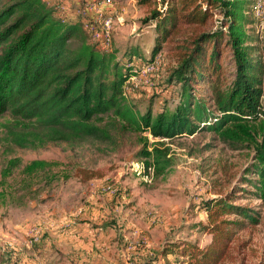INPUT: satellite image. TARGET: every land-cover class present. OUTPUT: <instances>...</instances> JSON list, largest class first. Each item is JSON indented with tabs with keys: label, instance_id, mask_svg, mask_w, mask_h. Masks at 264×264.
<instances>
[{
	"label": "rangeland",
	"instance_id": "1",
	"mask_svg": "<svg viewBox=\"0 0 264 264\" xmlns=\"http://www.w3.org/2000/svg\"><path fill=\"white\" fill-rule=\"evenodd\" d=\"M43 1L55 11L57 20L79 25L88 43L101 53L114 54L124 73L131 69L124 105L134 107L140 116L151 110L155 117L165 107L173 110L180 103L182 87L171 78L181 47L188 46L189 33L171 37L152 61L160 37L157 20L151 19L157 8L154 2ZM247 1L243 28L252 40L247 45L255 47L250 50L251 58L264 59V29L256 17V0L254 5ZM98 12L113 20L109 48L86 28L87 23L95 24ZM213 21L214 28L226 25L221 15ZM100 27L98 23L96 31ZM73 44L78 47L79 39ZM155 61L158 66L148 72ZM223 68L222 83L228 88L237 73L231 44L224 49ZM113 117H106V122ZM122 125L115 145L92 140L43 144L35 138L20 147L12 132L22 129L11 113L0 116V192L1 171L8 160L19 158L23 165L35 160L52 164L33 179L18 170L7 181L0 212V264H7L10 255L17 264H164L161 251L175 249L184 241L199 243L202 248L211 242L212 236L200 230L206 213L199 204L229 193L235 194L234 204L253 211L259 224L249 225L237 235L229 257L221 264H264V199L248 182L257 178L249 169L256 162L262 132L234 146L214 132L160 140L149 132L124 131ZM144 139L150 146L165 141L172 159L168 171L149 180L138 167L145 160L140 156ZM33 229L41 231L38 243L31 242ZM175 257H169L170 264H181Z\"/></svg>",
	"mask_w": 264,
	"mask_h": 264
},
{
	"label": "trees",
	"instance_id": "2",
	"mask_svg": "<svg viewBox=\"0 0 264 264\" xmlns=\"http://www.w3.org/2000/svg\"><path fill=\"white\" fill-rule=\"evenodd\" d=\"M153 2L157 8L151 19L157 20L160 37L152 61L171 37L189 33L188 46L181 47L171 78L182 87L175 109L165 107L155 117L149 110L140 116L134 107L124 105L131 69L124 73L114 54L101 53L88 43L79 25L57 20L43 0H0V116L11 113L22 129L12 132L20 147L35 138L43 144L92 140L115 145L120 123L124 131L149 132L160 140L214 132L234 146L262 132L256 162L249 169L257 178L248 182L264 199V59L251 58L255 47L247 45L252 41L243 28L248 1L142 0V4ZM249 2L254 5L255 0ZM216 15L223 16L227 30L214 28ZM75 38L80 41L78 47H74ZM227 44L232 45L237 64L236 78L228 88L222 83ZM110 116L113 121L106 122ZM147 140L140 156L146 168L153 167L160 176L171 168L169 149L165 141L150 146ZM51 165L44 160L27 165L19 158L8 160L1 171L0 212L6 183L18 170L33 179ZM234 196L202 201L199 207L206 213V222L199 226L212 236L211 242L202 248L184 241L175 249L161 251L164 264H170L169 257L175 254L181 264H221L228 258L237 235L259 224L251 209L234 204ZM13 258L10 255L7 264H17Z\"/></svg>",
	"mask_w": 264,
	"mask_h": 264
},
{
	"label": "built area",
	"instance_id": "3",
	"mask_svg": "<svg viewBox=\"0 0 264 264\" xmlns=\"http://www.w3.org/2000/svg\"><path fill=\"white\" fill-rule=\"evenodd\" d=\"M255 11H256V17L260 21L261 28L264 29V0H256L255 5ZM82 14V11H79ZM99 17L97 19L95 18L94 22L95 24L87 23L86 28L94 35V38L97 40H103L105 47L112 45V24L113 20L111 17H106L102 12H98ZM98 23L101 24L100 30L96 31L95 27L98 26ZM158 61H155L153 64L148 66L147 70L150 72L151 70H154L156 66H158ZM146 68V67H145ZM144 69V68H143ZM137 73V71H136ZM140 173H143V175L146 176V179H153L155 173L154 168L150 167L149 169L146 168L144 161L141 163V166L138 164ZM32 233V243H38L40 241V233L41 231L33 229L31 231Z\"/></svg>",
	"mask_w": 264,
	"mask_h": 264
},
{
	"label": "crops",
	"instance_id": "4",
	"mask_svg": "<svg viewBox=\"0 0 264 264\" xmlns=\"http://www.w3.org/2000/svg\"><path fill=\"white\" fill-rule=\"evenodd\" d=\"M52 221V220H51ZM55 227V225L54 224H51V228H54ZM54 229H52V231H53ZM92 241V240H91Z\"/></svg>",
	"mask_w": 264,
	"mask_h": 264
}]
</instances>
